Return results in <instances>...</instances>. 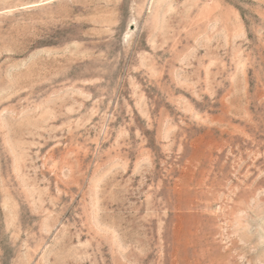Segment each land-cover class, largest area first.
<instances>
[{
	"label": "rangeland",
	"instance_id": "obj_1",
	"mask_svg": "<svg viewBox=\"0 0 264 264\" xmlns=\"http://www.w3.org/2000/svg\"><path fill=\"white\" fill-rule=\"evenodd\" d=\"M0 264H264V0H0Z\"/></svg>",
	"mask_w": 264,
	"mask_h": 264
}]
</instances>
